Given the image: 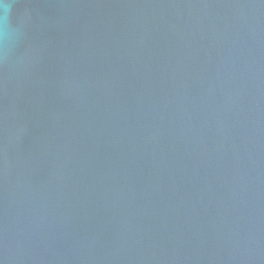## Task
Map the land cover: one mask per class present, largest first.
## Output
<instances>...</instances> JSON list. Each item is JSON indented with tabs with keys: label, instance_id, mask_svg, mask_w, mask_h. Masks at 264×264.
Segmentation results:
<instances>
[{
	"label": "water",
	"instance_id": "obj_1",
	"mask_svg": "<svg viewBox=\"0 0 264 264\" xmlns=\"http://www.w3.org/2000/svg\"><path fill=\"white\" fill-rule=\"evenodd\" d=\"M0 264H264V0H8Z\"/></svg>",
	"mask_w": 264,
	"mask_h": 264
},
{
	"label": "clouds",
	"instance_id": "obj_2",
	"mask_svg": "<svg viewBox=\"0 0 264 264\" xmlns=\"http://www.w3.org/2000/svg\"><path fill=\"white\" fill-rule=\"evenodd\" d=\"M11 7L12 6L8 0H0V25H2L4 31L7 29Z\"/></svg>",
	"mask_w": 264,
	"mask_h": 264
}]
</instances>
